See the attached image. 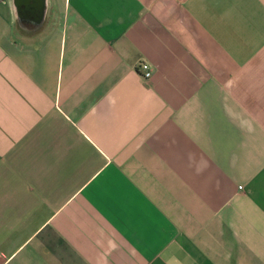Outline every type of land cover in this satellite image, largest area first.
Masks as SVG:
<instances>
[{
  "label": "crops",
  "instance_id": "obj_1",
  "mask_svg": "<svg viewBox=\"0 0 264 264\" xmlns=\"http://www.w3.org/2000/svg\"><path fill=\"white\" fill-rule=\"evenodd\" d=\"M0 264H264V0H0Z\"/></svg>",
  "mask_w": 264,
  "mask_h": 264
},
{
  "label": "built area",
  "instance_id": "obj_2",
  "mask_svg": "<svg viewBox=\"0 0 264 264\" xmlns=\"http://www.w3.org/2000/svg\"><path fill=\"white\" fill-rule=\"evenodd\" d=\"M138 67H140V69H141L140 70L141 71L140 74L142 75V77L147 78L150 75L151 69H150V67H149V65L147 63L140 62L138 64Z\"/></svg>",
  "mask_w": 264,
  "mask_h": 264
},
{
  "label": "water",
  "instance_id": "obj_3",
  "mask_svg": "<svg viewBox=\"0 0 264 264\" xmlns=\"http://www.w3.org/2000/svg\"><path fill=\"white\" fill-rule=\"evenodd\" d=\"M16 1H18V0H16Z\"/></svg>",
  "mask_w": 264,
  "mask_h": 264
}]
</instances>
